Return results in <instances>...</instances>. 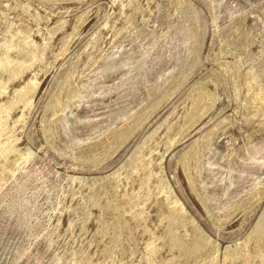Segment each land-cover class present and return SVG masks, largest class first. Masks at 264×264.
<instances>
[{
	"label": "rangeland",
	"instance_id": "1",
	"mask_svg": "<svg viewBox=\"0 0 264 264\" xmlns=\"http://www.w3.org/2000/svg\"><path fill=\"white\" fill-rule=\"evenodd\" d=\"M0 264H264V0H0Z\"/></svg>",
	"mask_w": 264,
	"mask_h": 264
}]
</instances>
